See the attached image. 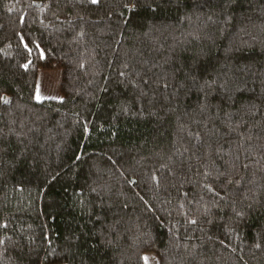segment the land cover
Segmentation results:
<instances>
[{"label": "trees", "instance_id": "trees-1", "mask_svg": "<svg viewBox=\"0 0 264 264\" xmlns=\"http://www.w3.org/2000/svg\"><path fill=\"white\" fill-rule=\"evenodd\" d=\"M146 253L264 264V0H0V264Z\"/></svg>", "mask_w": 264, "mask_h": 264}, {"label": "rangeland", "instance_id": "rangeland-1", "mask_svg": "<svg viewBox=\"0 0 264 264\" xmlns=\"http://www.w3.org/2000/svg\"><path fill=\"white\" fill-rule=\"evenodd\" d=\"M60 74L59 69L39 70L35 91L36 100L61 99L59 92ZM143 259L144 264H156L153 255L150 253L144 254Z\"/></svg>", "mask_w": 264, "mask_h": 264}, {"label": "snow or ice", "instance_id": "snow-or-ice-1", "mask_svg": "<svg viewBox=\"0 0 264 264\" xmlns=\"http://www.w3.org/2000/svg\"><path fill=\"white\" fill-rule=\"evenodd\" d=\"M94 2H95V0H94Z\"/></svg>", "mask_w": 264, "mask_h": 264}]
</instances>
